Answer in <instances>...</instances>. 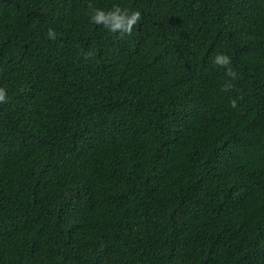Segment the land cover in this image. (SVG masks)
I'll list each match as a JSON object with an SVG mask.
<instances>
[{"label": "trees", "instance_id": "trees-1", "mask_svg": "<svg viewBox=\"0 0 264 264\" xmlns=\"http://www.w3.org/2000/svg\"><path fill=\"white\" fill-rule=\"evenodd\" d=\"M0 87V264H264V0H0Z\"/></svg>", "mask_w": 264, "mask_h": 264}, {"label": "clouds", "instance_id": "clouds-1", "mask_svg": "<svg viewBox=\"0 0 264 264\" xmlns=\"http://www.w3.org/2000/svg\"><path fill=\"white\" fill-rule=\"evenodd\" d=\"M141 17V12L138 9L129 10L122 9L119 4L113 3L111 9L105 11L103 9L94 8L89 15V21L93 24L103 25L110 32L120 31L122 33H130ZM49 39L55 38L54 31L49 28L47 32ZM212 62L215 65L223 66L227 76L235 77L236 73L230 67V57L224 53H217ZM231 87L229 82H226L224 88ZM5 89L0 87V102L5 100ZM231 105L235 107L236 100L231 101Z\"/></svg>", "mask_w": 264, "mask_h": 264}]
</instances>
